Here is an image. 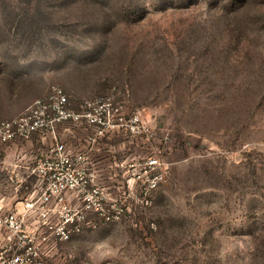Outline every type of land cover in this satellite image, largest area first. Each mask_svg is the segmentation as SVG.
I'll use <instances>...</instances> for the list:
<instances>
[{
	"label": "rangeland",
	"instance_id": "obj_1",
	"mask_svg": "<svg viewBox=\"0 0 264 264\" xmlns=\"http://www.w3.org/2000/svg\"><path fill=\"white\" fill-rule=\"evenodd\" d=\"M55 85L76 111L116 88L140 123L82 141L90 182L54 207L45 264H264V0H0V123ZM45 149L2 148L0 201L46 187ZM94 189L115 218L65 225Z\"/></svg>",
	"mask_w": 264,
	"mask_h": 264
},
{
	"label": "built area",
	"instance_id": "obj_2",
	"mask_svg": "<svg viewBox=\"0 0 264 264\" xmlns=\"http://www.w3.org/2000/svg\"><path fill=\"white\" fill-rule=\"evenodd\" d=\"M113 94L100 99L86 101L80 110L71 108V101L65 89L55 85L46 95L34 101L19 116L0 123V153L11 144L32 141L36 137L41 140L51 138L54 142L49 153L34 168L32 175L46 182L43 190H35L30 199L12 205L5 200L0 201V264H45L47 252L42 230L53 229V221L58 218L59 211L54 209L65 201L66 195L80 187H87L90 177L85 167L90 160L89 153L70 152L66 142L59 141L58 131L65 125H74L84 129L88 135L86 142L91 148L98 137L105 136L107 131L120 127L130 128L131 133H138L140 116L132 117L124 123L123 108L116 105L119 92L112 89ZM97 131L92 135L91 129ZM88 132H92L88 134ZM94 149V148H93ZM93 149L91 151H93ZM152 168L157 161L150 162ZM166 174L160 172L148 179L145 187V200L164 183ZM97 201H96V200ZM108 195L105 191L94 189L84 199L83 210L75 219L66 220L79 229L81 222L90 214L91 205L97 203L96 211L108 220L114 219L107 208ZM116 214L121 209L114 206ZM85 211V212H83ZM80 214V215H79ZM92 226V222L88 221ZM63 238L69 239L68 230L61 231Z\"/></svg>",
	"mask_w": 264,
	"mask_h": 264
},
{
	"label": "crops",
	"instance_id": "obj_3",
	"mask_svg": "<svg viewBox=\"0 0 264 264\" xmlns=\"http://www.w3.org/2000/svg\"><path fill=\"white\" fill-rule=\"evenodd\" d=\"M71 127L67 128L66 125L61 127L58 131V139L59 141L66 142L70 152L77 153L80 151L82 145V141L86 142V138L88 137L86 131L81 127H76L74 125L69 124ZM81 133L84 135L81 137ZM35 139L38 140L39 143L43 144L46 149L42 152L41 159L45 157L49 153L50 147L53 146L54 142L51 138L48 140H41L38 137Z\"/></svg>",
	"mask_w": 264,
	"mask_h": 264
}]
</instances>
